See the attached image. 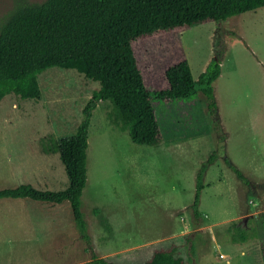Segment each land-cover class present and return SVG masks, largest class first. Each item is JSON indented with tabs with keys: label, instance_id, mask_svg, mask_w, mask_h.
<instances>
[{
	"label": "rangeland",
	"instance_id": "1",
	"mask_svg": "<svg viewBox=\"0 0 264 264\" xmlns=\"http://www.w3.org/2000/svg\"><path fill=\"white\" fill-rule=\"evenodd\" d=\"M15 2L0 0V21ZM134 45L150 87L164 84V69L182 55L194 79L220 58L213 82L217 122L200 90L185 99H155L162 140L143 144L131 139L118 109L104 100L92 110L87 131L81 210L89 238L67 200L3 196L0 264H84L93 255L143 264L154 247L171 242L188 264L263 263L264 5ZM38 80L40 98L10 92L0 99V189L68 185L56 145L77 132L99 83L59 66L41 71ZM243 233L246 239L239 240Z\"/></svg>",
	"mask_w": 264,
	"mask_h": 264
},
{
	"label": "trees",
	"instance_id": "2",
	"mask_svg": "<svg viewBox=\"0 0 264 264\" xmlns=\"http://www.w3.org/2000/svg\"><path fill=\"white\" fill-rule=\"evenodd\" d=\"M264 5V0H16L0 21V99L14 92L38 99V73L51 67L74 68L99 83L83 107L77 132L58 139L68 185L63 189H38L30 183L0 189V197H30L59 203L67 200L81 235L89 238L81 210L87 181L88 125L99 100L109 99L119 111L121 123L133 141L157 144L162 131L155 99L170 102L188 98L198 90L207 99L211 114L218 115L214 80L221 73V60L214 57L194 79L185 55L164 69V84L148 85L141 54L135 42L161 34L175 35L198 23L219 21ZM180 46V41L176 42ZM175 57L172 53L171 59ZM230 164H232L230 162ZM239 175L241 172L234 167ZM203 166L197 175L195 200L204 187ZM245 234L239 240H245ZM264 258V241L260 245ZM84 264H125L93 255ZM143 264H188L177 243L156 246Z\"/></svg>",
	"mask_w": 264,
	"mask_h": 264
},
{
	"label": "crops",
	"instance_id": "3",
	"mask_svg": "<svg viewBox=\"0 0 264 264\" xmlns=\"http://www.w3.org/2000/svg\"><path fill=\"white\" fill-rule=\"evenodd\" d=\"M97 88V87H96ZM91 96V95H90ZM90 96H88L87 97V99L90 97ZM104 100H99L98 102H97V105L95 106V107H97L101 102H103ZM241 215V214H240ZM239 215V216H240ZM224 256L223 257H227V253H223V251L221 252ZM220 256V255H219ZM220 257H222V256H220ZM259 259H260V262L262 261L263 263L262 264H264V259L261 257V255H259Z\"/></svg>",
	"mask_w": 264,
	"mask_h": 264
},
{
	"label": "built area",
	"instance_id": "4",
	"mask_svg": "<svg viewBox=\"0 0 264 264\" xmlns=\"http://www.w3.org/2000/svg\"><path fill=\"white\" fill-rule=\"evenodd\" d=\"M220 256H223V254H222V253H220Z\"/></svg>",
	"mask_w": 264,
	"mask_h": 264
}]
</instances>
